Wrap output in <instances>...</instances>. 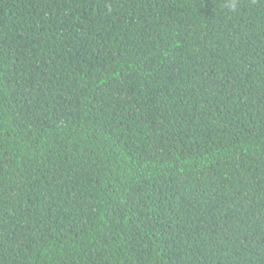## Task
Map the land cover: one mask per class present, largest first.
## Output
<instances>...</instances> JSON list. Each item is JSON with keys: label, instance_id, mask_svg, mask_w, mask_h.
Returning <instances> with one entry per match:
<instances>
[{"label": "trees", "instance_id": "1", "mask_svg": "<svg viewBox=\"0 0 264 264\" xmlns=\"http://www.w3.org/2000/svg\"><path fill=\"white\" fill-rule=\"evenodd\" d=\"M0 264H264V0H0Z\"/></svg>", "mask_w": 264, "mask_h": 264}]
</instances>
